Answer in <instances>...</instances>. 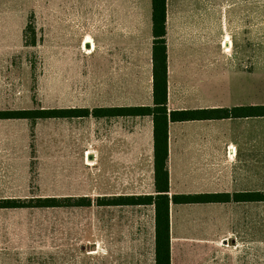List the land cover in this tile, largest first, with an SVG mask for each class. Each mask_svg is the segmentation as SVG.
<instances>
[{
  "label": "rangeland",
  "instance_id": "374dc122",
  "mask_svg": "<svg viewBox=\"0 0 264 264\" xmlns=\"http://www.w3.org/2000/svg\"><path fill=\"white\" fill-rule=\"evenodd\" d=\"M0 1V109L93 107L102 101L105 81L110 83L104 58L88 57L83 40L57 38L55 21H49L55 19V8L41 9L45 0ZM184 1L189 0H170L172 89L219 106L264 103V0H256L253 17L234 16L222 25L215 10H197L190 21ZM32 14L38 41L27 46L24 28ZM211 49L218 55H207ZM143 62L126 74L129 102L148 99L147 58ZM220 120L219 128L235 145H228L227 157L229 148L235 149L233 155L238 148L242 178L264 190V117ZM93 121L0 119V197L92 194L95 202L94 194L103 193L105 184L101 162L88 160ZM104 210L95 204L0 209V264H153L149 213L142 224L126 217V240L107 248ZM225 210L224 264H264V202ZM207 219L219 228V210ZM140 228L136 240L133 234Z\"/></svg>",
  "mask_w": 264,
  "mask_h": 264
},
{
  "label": "crops",
  "instance_id": "0c3cea01",
  "mask_svg": "<svg viewBox=\"0 0 264 264\" xmlns=\"http://www.w3.org/2000/svg\"><path fill=\"white\" fill-rule=\"evenodd\" d=\"M182 4L190 21L198 12L197 10H215L219 25L224 24L225 19L232 20L234 16L245 15L249 18L252 15L253 17L257 5L256 0H189ZM39 7L48 10L56 9L55 19L50 18L49 21H55L58 39L83 40L82 47L87 50L88 57L104 58L103 71L105 74H110V83L105 81L107 85L105 97L90 108L153 104L152 0H45ZM169 8L170 0H167L169 110L219 107V103L204 102L198 97L193 98L190 94H183L172 89ZM32 15L34 17V14ZM43 15L45 17L50 14L43 12ZM229 41L227 36L224 41L226 47ZM217 53L219 52L216 49H211L207 55L214 57L218 55ZM144 58H147L150 73L148 99L129 102L126 74L133 69L139 70V67L143 66ZM112 82H117V85H113ZM107 92L110 94L107 95ZM89 117H93L94 121L89 139L92 147L88 150V160L95 163L101 162L105 184L104 192L94 194L95 197L155 194L152 116L95 117L90 115ZM219 121L221 120L196 119L170 122L168 158L170 196L183 193H232L256 190L242 178L241 165L239 167L236 165L240 158L238 148L235 156L232 154L235 149L229 148L231 156L227 157L228 145L234 147L235 145L229 135L219 128ZM96 125H101L102 130L97 131ZM99 132L102 134L99 135ZM234 169L235 173H233ZM235 186L238 188L235 189ZM246 203H255V201L188 204L171 201V264H224V248L220 240L224 233L222 223L226 216L225 209L232 205L243 206ZM213 206L217 207V210L211 208ZM100 207H104L106 213L107 248L113 247L117 241L126 240L122 237L126 217L130 216L134 218L136 224L138 222L142 224L145 213H149L153 264H155L154 205ZM218 210L219 228L215 221L209 223L207 219L209 216H216ZM141 235L140 228V232L135 231L133 237L138 240ZM218 236L219 241H217Z\"/></svg>",
  "mask_w": 264,
  "mask_h": 264
},
{
  "label": "trees",
  "instance_id": "16d2710c",
  "mask_svg": "<svg viewBox=\"0 0 264 264\" xmlns=\"http://www.w3.org/2000/svg\"><path fill=\"white\" fill-rule=\"evenodd\" d=\"M31 16L24 28V43L37 44L36 28ZM152 105L120 107H58L30 109H0V119L80 118L105 116H152L154 126V183L155 194L99 196H38L31 198L1 197L0 209L90 207L105 205H154L155 207V264H171L170 203L264 202V190L250 192L183 193L170 196L169 181V124L173 121L196 119H229L264 117V103L193 109L168 108V48L167 0H152Z\"/></svg>",
  "mask_w": 264,
  "mask_h": 264
}]
</instances>
